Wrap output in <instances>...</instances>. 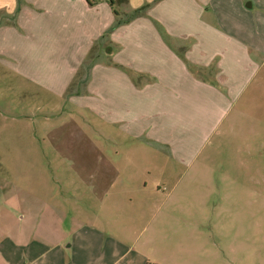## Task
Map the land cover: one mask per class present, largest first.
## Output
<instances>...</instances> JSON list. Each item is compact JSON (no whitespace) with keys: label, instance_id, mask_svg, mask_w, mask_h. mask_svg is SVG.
<instances>
[{"label":"crops","instance_id":"1","mask_svg":"<svg viewBox=\"0 0 264 264\" xmlns=\"http://www.w3.org/2000/svg\"><path fill=\"white\" fill-rule=\"evenodd\" d=\"M142 1L132 3L133 9L148 5L146 11L119 24L120 19L107 2L92 6L86 0H0L1 19L8 21L0 23V72L3 79L18 76L33 86L43 87L42 74L50 68V73H60L57 77L46 76L50 82L62 81L57 90L60 97L66 92L62 98L74 106L93 111L108 125H120L133 137L147 136L167 149L174 161L185 163L182 153L192 151L191 144L215 128L216 121L238 96L239 71L245 69L242 57L251 63V57L264 50V0H233L240 11L244 5L254 11V16L247 18L250 23L237 27L232 26L234 21L225 26L228 17L220 19L225 0ZM89 14L87 40L81 44L79 24L83 25ZM46 17L50 24H46ZM72 20L77 23L69 25ZM51 26L56 38H69L66 46L75 42L76 46H71L78 53L76 57L49 55ZM248 33L252 35L250 41L245 38ZM100 38L103 53L96 54L99 62L89 68L91 45ZM34 55L39 60L35 61ZM82 64L87 68L78 70ZM78 72L82 73L81 78L76 76ZM200 98L205 100L199 101ZM29 114L23 115L24 120L32 131L31 137H35L44 130L49 117L42 115L43 120L34 128V115ZM86 136L89 135L84 133L83 138ZM86 139L85 143L90 144H75V150L97 157V148L89 137ZM14 147L10 145V151L18 152ZM32 147L29 145L27 157L30 153L47 152L46 147ZM54 148L60 154L75 152L71 147ZM102 161L99 162L105 169L107 165ZM43 162L38 163L39 174L33 176H27L32 163L25 162L29 169L24 176L25 190L20 188L18 178L5 179L6 186L0 188V264H158L151 262L144 251L131 248V242H136L148 225L141 226L144 210L131 195L105 193L116 186L113 180L104 181L102 172L66 179L58 175L47 177L44 165L51 167L56 161ZM90 167L88 162H81V169ZM79 184L109 187L99 204L100 198L90 199L89 221L79 219L86 211L77 193ZM157 192L161 193L159 189ZM154 194L152 200L155 198L157 203ZM171 197L172 191L166 200L169 202ZM162 205L159 203L157 209ZM96 206L100 210L110 206L114 218L108 219ZM165 211L170 213L169 208ZM164 225L153 229L157 230L156 235H160Z\"/></svg>","mask_w":264,"mask_h":264},{"label":"rangeland","instance_id":"2","mask_svg":"<svg viewBox=\"0 0 264 264\" xmlns=\"http://www.w3.org/2000/svg\"><path fill=\"white\" fill-rule=\"evenodd\" d=\"M140 1L130 3L128 0L118 9L125 16L129 15L134 10L132 3L136 5ZM224 2L220 19L229 18L225 26L229 23L232 25V21L234 27L250 23L247 18L254 16V11L244 8L246 5L240 11L233 0ZM1 18L3 13L0 12V23H8ZM45 21L50 24L48 17ZM72 23L77 22L72 20L69 25ZM90 25L89 14L83 19V25L79 24L81 44L87 40L85 27L89 28ZM49 31V55L55 53L57 56L76 57L78 53L72 48L76 46L74 41L66 46L69 38H56L53 26ZM231 32H234L233 29ZM250 36L251 33L245 35L247 41L251 40ZM101 41V38L97 39L91 45V63L99 62L96 54L101 56L103 53ZM230 58L232 66L233 56L230 55ZM34 59L39 60L36 55ZM242 59L245 60V69L239 71L238 96L216 121L215 128L208 131V135L198 137V141L191 144L192 151L182 153L185 163L174 161L167 149L153 143L147 136L133 137L124 129L122 131L120 125H108L103 117H97L93 111L74 106L71 101L62 98L66 92L60 97L57 90L62 81L46 80V76L57 77L60 73H50V68L42 74L43 87L41 84L33 86L18 76L3 79L0 72V188L6 186L3 182L5 179L18 178L20 188L25 190L24 176L29 171L25 167L26 161L32 163L27 176L39 174L41 168L38 163L45 160L51 163L56 161L52 168L44 165V175L47 177L58 175L66 179L79 174L89 176L102 172L103 180H113L116 187L105 191L109 188L105 184L95 187L77 185L81 186L77 193L82 199V207L86 208L79 219L91 220L87 214L90 199L100 198L97 200L99 204L104 198V191L119 193L122 197L131 195L135 204H140L144 210L141 226L148 224L136 242H131V248L135 252L144 251L151 262L264 264V50L251 57V63H248V58ZM48 61L50 63V59ZM63 63L57 61V64ZM86 68V64H82L78 70ZM81 74L78 72L76 76L81 78ZM31 75L36 74L31 72ZM75 81L78 79L75 78ZM29 112V115H34L31 121L34 128H37V122L43 120L42 115L49 117L44 130L38 131L35 137H31L32 131L28 130V122L23 116ZM84 133L89 136L83 138ZM88 137L97 148V157H93L92 153L89 157L88 152L75 150V144L81 147L90 144L85 143ZM10 145L15 146L18 152H11ZM29 145L33 146L32 149L35 146L46 147L47 152L33 153L36 159L32 158V153L27 157ZM58 145L64 146V149L71 147L75 152L70 150L60 154L53 151ZM101 160L107 165L105 169L99 162ZM81 162H88L91 167L81 169ZM158 189L161 193L157 192ZM171 191L172 197L168 202L166 196ZM153 194L157 195V203L155 198L152 200ZM159 203L163 204L160 210L157 209ZM168 208L169 214L165 211ZM96 210L109 216L107 218L110 220L115 216L110 206L104 210L96 206ZM159 224L166 225L158 236L155 233L157 230L153 229Z\"/></svg>","mask_w":264,"mask_h":264},{"label":"trees","instance_id":"3","mask_svg":"<svg viewBox=\"0 0 264 264\" xmlns=\"http://www.w3.org/2000/svg\"><path fill=\"white\" fill-rule=\"evenodd\" d=\"M86 1H87V3L89 5H92V6H94V5L97 4V2L94 1V0H86ZM105 1L112 8L114 15L120 19V20H118L119 21V24L128 23L131 20L135 19L136 17L141 16V14L144 13L146 11V9L148 8V5H144V6L140 7L139 9H136V10L132 11L129 15H126L125 16L118 9V6L121 5V4L126 3L128 0H105ZM93 65H94V63H90L88 65V67L91 68Z\"/></svg>","mask_w":264,"mask_h":264}]
</instances>
